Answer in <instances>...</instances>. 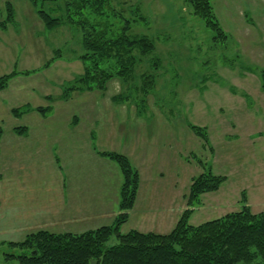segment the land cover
Here are the masks:
<instances>
[{
  "label": "rangeland",
  "instance_id": "374dc122",
  "mask_svg": "<svg viewBox=\"0 0 264 264\" xmlns=\"http://www.w3.org/2000/svg\"><path fill=\"white\" fill-rule=\"evenodd\" d=\"M6 3L15 10L13 23L17 26L6 25L7 31L0 35V77L11 72L19 73L13 79L44 73L52 86L45 100L52 98L54 107L63 86L83 72L82 63L76 59L81 53L80 34L70 27L46 31L27 0H0V22L5 18ZM113 8L125 10V19H133L131 12L140 10L138 18L146 20L132 24L129 34L147 36L156 45L157 72L150 70V57L136 70L137 77L142 73L155 77L154 87L143 101L144 115L136 111L139 95L115 80L104 94L92 92L69 102L81 105L78 117L97 120L101 129L112 127L120 136L126 134L132 148L140 146L139 158L126 149L140 182L137 204L129 213L130 221L121 225V233L139 229L141 223L145 227L142 233L167 234L185 210L192 211V226L237 212L243 204L252 214L264 212V93L259 80L264 68V0H215L213 9L226 34L224 40L214 39L216 34L191 14L184 0H113ZM56 51L58 57L54 59ZM74 61L78 62L65 66ZM138 84L136 78L131 85ZM121 92L131 93L133 101L110 107L109 98ZM61 119L72 125V118ZM9 122L12 119L1 127L6 141L12 129L6 125ZM188 124L205 129L208 146H203ZM82 131L66 142L81 144L86 134L85 129ZM63 135L68 138L69 133ZM39 155L34 160H48V154ZM66 157L68 160L69 154ZM36 165L27 167L34 172ZM209 170L225 177V182L216 192L201 195L199 202L187 207L191 181ZM118 180L112 177V190L106 191L111 193L106 206L110 204L113 209H117L113 199L117 197ZM158 211L165 214L158 217L160 221L147 219ZM112 217L106 214L104 218L109 221ZM11 241L22 240L0 234V264H18L6 259L23 252L9 247ZM116 243L112 237L107 247Z\"/></svg>",
  "mask_w": 264,
  "mask_h": 264
},
{
  "label": "trees",
  "instance_id": "16d2710c",
  "mask_svg": "<svg viewBox=\"0 0 264 264\" xmlns=\"http://www.w3.org/2000/svg\"><path fill=\"white\" fill-rule=\"evenodd\" d=\"M27 1L46 31L70 27L81 37V53L76 59L82 63L83 72L63 86L60 101L66 102L76 93L104 94L108 84L115 80L127 87L128 91L134 90L139 95L135 100L136 111L144 115L143 101L153 89L155 77L153 73H142L137 77L136 70L148 57L151 58V71L157 72L160 63L155 58L156 45L151 39L129 34L132 24L146 20L143 16L138 18L140 10L131 12L133 19H125L122 16L125 10H114L113 0ZM184 1L191 14L216 34L214 39H226L214 13L215 0ZM5 11V18L0 22L1 29L14 22V11L9 3H6ZM54 55L56 59L58 51ZM52 61H48L44 67H48ZM18 74L11 72L1 76L0 92ZM136 78L139 80L137 87L131 85ZM259 80L264 93V68L259 73ZM47 100L49 105L46 107L32 110L30 106H22L11 110V114L20 118L37 111L44 117L52 110L53 99L49 97ZM110 101L122 106L133 99L131 93L121 92L111 97ZM73 122L75 124V117ZM187 126L203 146H208L205 129L191 124ZM13 132L23 136L27 128L18 126ZM98 154L115 163L122 177L118 206L120 213L114 222L80 234L36 231L20 242L7 243L9 247L23 252L17 256L9 255L6 259L17 260L18 264H264V212L252 214L245 204L237 212L198 226L189 224L192 211L185 210L167 234L135 230L121 233L120 227L127 221L128 212L136 202L139 174L124 154L110 151H98ZM197 162L203 164L200 159ZM225 180V177L216 176L210 170L194 178L185 198L187 207L199 202L201 195L216 192ZM112 237L117 243L107 247Z\"/></svg>",
  "mask_w": 264,
  "mask_h": 264
},
{
  "label": "crops",
  "instance_id": "0c3cea01",
  "mask_svg": "<svg viewBox=\"0 0 264 264\" xmlns=\"http://www.w3.org/2000/svg\"><path fill=\"white\" fill-rule=\"evenodd\" d=\"M3 11L5 16L6 11ZM12 25L16 23L9 24L8 28ZM8 28H0V35ZM77 62L65 63V66L70 67ZM50 88L52 86L48 78L44 73H39L29 77L19 76L0 92V98L3 100L0 102V128L5 125L6 120L12 119V122L6 124L12 128L8 141L4 138L2 128L0 135V234L9 239L23 240L27 235L40 230L55 234H80L111 225L119 214L122 177L118 166L101 157L98 151L121 153L128 159L131 157L127 148L138 158L141 153L139 144L132 148L133 142L125 140L126 134L121 133L120 136L112 127L101 129L102 125L97 120L89 121L78 117L82 111L81 105L77 106L76 102L69 101L91 93H76L66 102L59 101L44 117L37 111H31L20 118L12 116L11 110L22 106H30L32 110L48 106L45 97L48 96ZM23 91L26 93L22 94ZM108 105L119 107L111 101ZM67 116L72 118L71 122L75 117V124L73 122L70 125L67 120L63 125L61 118ZM127 123L125 120L126 126ZM111 124L113 126V121ZM18 126L26 127L27 133L23 136L16 135L13 129ZM84 129L86 134L81 138V144L66 142L68 139H76L77 133H83ZM67 132L69 136L64 138L63 134ZM58 140L66 144H61ZM39 154H48V160H34ZM30 163H36L38 170L33 172L28 169ZM5 165L9 168L4 169ZM134 168L137 167L134 165ZM112 177L119 179L117 197L113 199L117 203V209L111 208L110 204L106 206L110 203L107 200L110 199L111 193L106 191L108 188L112 190ZM138 195L139 188L136 200ZM106 214L112 215V219L106 221ZM163 215L165 214L158 211L150 214L147 219L156 221ZM173 224L174 228L176 223ZM138 226L139 229L133 230L142 232L145 228L141 223ZM155 228L160 230L159 226Z\"/></svg>",
  "mask_w": 264,
  "mask_h": 264
},
{
  "label": "water",
  "instance_id": "95a60500",
  "mask_svg": "<svg viewBox=\"0 0 264 264\" xmlns=\"http://www.w3.org/2000/svg\"><path fill=\"white\" fill-rule=\"evenodd\" d=\"M94 264V263H93Z\"/></svg>",
  "mask_w": 264,
  "mask_h": 264
}]
</instances>
